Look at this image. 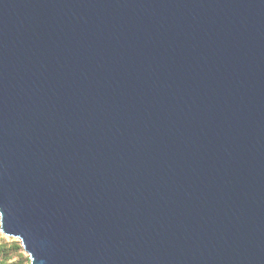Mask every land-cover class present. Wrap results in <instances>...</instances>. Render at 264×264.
Returning <instances> with one entry per match:
<instances>
[{"label":"water","instance_id":"95a60500","mask_svg":"<svg viewBox=\"0 0 264 264\" xmlns=\"http://www.w3.org/2000/svg\"><path fill=\"white\" fill-rule=\"evenodd\" d=\"M0 233L28 264H264V0H0Z\"/></svg>","mask_w":264,"mask_h":264},{"label":"rangeland","instance_id":"374dc122","mask_svg":"<svg viewBox=\"0 0 264 264\" xmlns=\"http://www.w3.org/2000/svg\"><path fill=\"white\" fill-rule=\"evenodd\" d=\"M0 264H28L19 242L0 233Z\"/></svg>","mask_w":264,"mask_h":264}]
</instances>
